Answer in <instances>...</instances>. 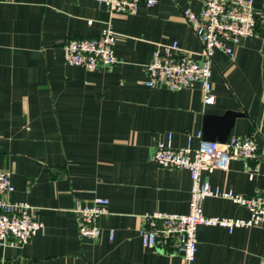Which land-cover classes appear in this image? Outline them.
I'll return each mask as SVG.
<instances>
[{
  "label": "crops",
  "instance_id": "crops-1",
  "mask_svg": "<svg viewBox=\"0 0 264 264\" xmlns=\"http://www.w3.org/2000/svg\"><path fill=\"white\" fill-rule=\"evenodd\" d=\"M154 1L141 0L130 16L94 0H0V170L14 188L9 200L29 205L43 225L24 246L0 247V264L264 261V221L232 233L200 226L191 263L141 243L144 215H184L190 200L188 172L159 167L151 160L154 147L168 134L174 148L197 147L205 114L243 112L230 135L252 136L259 152L203 177L221 190L264 194V24L233 47V58L215 53V99L205 105L198 84L178 91L144 85L156 49L177 42L184 52L201 51L182 12L198 13L202 0ZM254 14L264 16V0H254ZM105 28L117 37L113 66L89 71L64 63V43L95 38ZM95 198L108 201L100 232L82 239L72 209ZM203 213L250 216L219 198L206 199Z\"/></svg>",
  "mask_w": 264,
  "mask_h": 264
},
{
  "label": "built area",
  "instance_id": "built-area-1",
  "mask_svg": "<svg viewBox=\"0 0 264 264\" xmlns=\"http://www.w3.org/2000/svg\"><path fill=\"white\" fill-rule=\"evenodd\" d=\"M109 11L120 15H136L141 0H94ZM154 0H146L148 6ZM182 17L201 45L198 54L179 49L172 42L152 53L146 66L144 85L165 86L178 91L198 84L203 104L214 103L211 78L217 51L234 57V46L243 39L255 35L258 24H264L254 14V0H202L198 13L184 10ZM116 34L105 28L95 38L71 39L62 45V57L67 66L82 67L89 71L105 69L116 63L114 47ZM200 136V133H199ZM258 146L252 136L230 135L224 143L201 141L192 148H174L171 134L154 147L151 160L165 169L188 172L191 187L188 213L184 215L153 213L144 215L140 239L144 247L167 255H180L186 263L195 259L197 252V229L200 226L220 227L232 233L237 228L254 227L264 221V194L244 196L233 190H221L203 177L216 169H225L231 160H254ZM249 177L252 179L253 174ZM14 188L9 172L0 170V247L15 248L27 244L43 227L36 221L33 209L26 203L11 202L9 195ZM209 198L231 201L249 213V218H226L206 216L203 203ZM108 201L95 198L90 205L76 203L72 212L76 215L78 235L82 239H96L100 232L99 218L106 213ZM264 264V261L261 263Z\"/></svg>",
  "mask_w": 264,
  "mask_h": 264
},
{
  "label": "water",
  "instance_id": "water-1",
  "mask_svg": "<svg viewBox=\"0 0 264 264\" xmlns=\"http://www.w3.org/2000/svg\"><path fill=\"white\" fill-rule=\"evenodd\" d=\"M239 111H225L222 115L205 114L203 118L202 140L224 143L229 137L235 121L244 118Z\"/></svg>",
  "mask_w": 264,
  "mask_h": 264
}]
</instances>
